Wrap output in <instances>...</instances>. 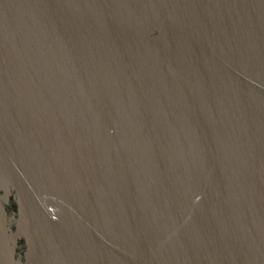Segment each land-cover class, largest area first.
I'll use <instances>...</instances> for the list:
<instances>
[{
  "label": "water",
  "instance_id": "water-1",
  "mask_svg": "<svg viewBox=\"0 0 264 264\" xmlns=\"http://www.w3.org/2000/svg\"><path fill=\"white\" fill-rule=\"evenodd\" d=\"M0 264H264V0H0Z\"/></svg>",
  "mask_w": 264,
  "mask_h": 264
}]
</instances>
